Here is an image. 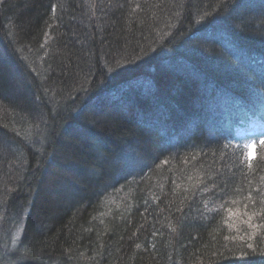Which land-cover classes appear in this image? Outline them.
<instances>
[{"label":"trees","instance_id":"1","mask_svg":"<svg viewBox=\"0 0 264 264\" xmlns=\"http://www.w3.org/2000/svg\"><path fill=\"white\" fill-rule=\"evenodd\" d=\"M263 138L264 0H0V264H264Z\"/></svg>","mask_w":264,"mask_h":264},{"label":"rangeland","instance_id":"2","mask_svg":"<svg viewBox=\"0 0 264 264\" xmlns=\"http://www.w3.org/2000/svg\"><path fill=\"white\" fill-rule=\"evenodd\" d=\"M262 142V143H261ZM261 142H252V143H249V144H246L248 146V149L250 151V153L253 154V156H255V153L257 151V148L259 147V144H264V138L262 139ZM234 226L235 225H247L248 224V220L247 219H243L241 217H238V216H235L234 217Z\"/></svg>","mask_w":264,"mask_h":264},{"label":"snow or ice","instance_id":"3","mask_svg":"<svg viewBox=\"0 0 264 264\" xmlns=\"http://www.w3.org/2000/svg\"><path fill=\"white\" fill-rule=\"evenodd\" d=\"M245 161L247 163V166L249 168H252L253 167V154L252 153H248L246 156H245Z\"/></svg>","mask_w":264,"mask_h":264}]
</instances>
